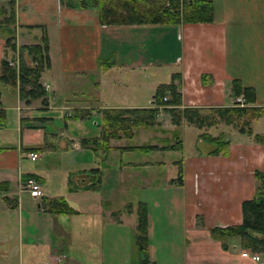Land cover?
<instances>
[{"label": "crops", "instance_id": "obj_1", "mask_svg": "<svg viewBox=\"0 0 264 264\" xmlns=\"http://www.w3.org/2000/svg\"><path fill=\"white\" fill-rule=\"evenodd\" d=\"M211 1L212 22L102 25L96 9L79 7L76 0H0L4 9L14 2L17 47L16 52L9 49L7 35L0 34V64L7 49L9 57L14 56L10 59L13 66L30 64L22 48L38 43L44 33L50 57L41 78L46 104L42 98L27 103L19 86L0 80V110L6 113L0 122V185H4L0 236L10 230L9 217L16 212L20 226L29 227L28 240L19 229L15 264H264L263 254L243 249L239 238L225 241L226 248L212 234L214 228L242 224L243 203L259 193L264 142L255 135L264 136V117L253 122L252 135L232 126L220 128V123L202 130L183 122L180 132L196 130L198 150L170 163L183 166L180 184L172 183L176 177L154 179L168 165L164 160L125 157L138 151L129 146L146 144L134 143L143 127L135 129L133 138H111L112 149L107 153L88 142L102 137V110L153 105L154 93L141 101L134 99L132 72L161 63L158 58H166L169 50L172 63L180 67L176 72L180 73L182 110L234 105L237 98L245 97L232 96L234 80L253 88L252 106L264 108V0ZM157 43H168L169 50L165 46L159 52ZM151 49L157 51L153 57ZM101 60L110 66H103ZM111 66L115 75L110 77ZM204 74L211 83H203ZM251 104L246 101L241 106ZM91 115L98 120L93 121ZM159 121L161 126L145 129H178L164 117ZM93 126L101 130H92ZM202 133L225 134L230 141L228 153L211 154L215 145ZM153 136L158 140L153 144L167 140ZM30 152L38 158L31 159ZM115 155L120 161L114 162ZM28 178L41 183V198L20 191V180ZM136 186L141 198L127 203L125 195ZM58 197L74 212L52 213L48 202ZM140 203L148 208L146 259L135 241ZM74 219L78 227H66Z\"/></svg>", "mask_w": 264, "mask_h": 264}, {"label": "trees", "instance_id": "obj_2", "mask_svg": "<svg viewBox=\"0 0 264 264\" xmlns=\"http://www.w3.org/2000/svg\"><path fill=\"white\" fill-rule=\"evenodd\" d=\"M79 7H92L97 10L102 25H143V24H179V23H200L212 22L214 20V7L211 0H192L182 4L180 0H76ZM16 11L14 2L10 7L4 9L0 6V34L5 33L7 47L14 52L16 47ZM31 58V63H20L19 67L11 64L14 56L9 57L8 49L6 56L0 64V80L13 86H19L20 96L27 103L42 98L46 104L47 90L43 85L42 73L50 64L49 43L47 33H44L41 40L30 46L22 48ZM103 66H110L109 62L101 60ZM208 74L203 75V83L209 84ZM180 73L175 72L169 83L160 84L155 92L153 105L142 108H115L104 109L103 113V134L100 138L91 141L96 150L101 149L105 153L112 148L109 145L111 138H121L122 135L129 138L134 137V129L143 127L150 128L160 125V116L167 113L177 128L186 120L188 124H195L199 129L209 128L219 123L228 126H236L240 132L253 134L252 124L255 120L264 117V108L252 106L255 102V90L244 86L241 81L234 80L232 85V96L246 97L247 106L231 105L224 107L181 109L182 93L179 83ZM210 81V82H209ZM163 111V112H162ZM213 113V114H212ZM218 117L214 120L213 116ZM6 113L0 110V122L3 121ZM180 129L172 130L174 139L165 140L164 144H141L129 146V149L150 153L156 150H181L183 142L180 137ZM202 137L209 139L215 148L211 154H226L230 145L229 139L221 133L212 136L209 133H202ZM255 139L264 142V136L256 134ZM261 183L257 197L243 203L244 221L240 225L226 228H214L212 234L215 238L225 241L230 238H239V244L243 249H250L253 253L264 255V173H259ZM172 183L183 182V166L179 163V171ZM4 185H0V190ZM52 213H72L74 210L63 197L54 198L49 201ZM148 208L144 203L139 204L138 228L135 241L145 259L148 253Z\"/></svg>", "mask_w": 264, "mask_h": 264}, {"label": "rangeland", "instance_id": "obj_3", "mask_svg": "<svg viewBox=\"0 0 264 264\" xmlns=\"http://www.w3.org/2000/svg\"><path fill=\"white\" fill-rule=\"evenodd\" d=\"M167 35H169L168 37H170V39L173 38L172 35L171 36H170V34H167ZM151 43L152 42H150V44ZM174 43H175L176 46H178V44L180 45V41H178V40L177 41L174 40ZM156 45L161 49L159 52L163 51L164 47L166 46V45H164L162 43H157ZM150 46H149V48H150ZM167 46H168V43H167ZM167 46H166V49L169 50L167 48ZM154 47L155 46H151V48H154ZM159 48H157V50ZM150 54L153 57L154 55L157 54V51L156 50L153 51L151 49L150 50ZM171 54H173V51L169 50L167 55H166V58L165 57L164 58H158V59H160L161 63L152 64V65L146 67V69H147L146 71H143V68H140V67L135 68L136 71L132 72L134 80L131 83V87L134 88L133 89L134 90V94H135L134 99H138V101H141V100H143V97L147 96L148 94L149 95L153 94V93L155 94V92H156L155 88L158 85H160L161 83H169L171 81L170 79L172 78V73L178 71V69L180 68L179 66H175L172 63ZM152 59H154L153 61H157L156 58H152ZM124 70L125 71L126 70H130V68H124ZM102 73H105V72L102 71ZM148 74L150 75V77L146 78V75H148ZM107 75L110 76V77L115 75L114 66H111L109 68V73H107ZM124 76H126V75H124ZM107 87H109V85ZM245 101H246V98H245ZM234 105H236V102L234 103ZM165 114L166 113L161 114L162 116H160V118L164 117L167 122H168V120L171 121L170 115L166 116ZM217 117H218L217 115L216 116L214 115L213 118H211V119L215 120ZM91 118H92L93 121L98 120L97 118H94L92 115H91ZM170 121H169V125L171 124ZM101 122H102V120L100 119V123ZM183 122H184V124H186V120H184ZM92 124L94 125L93 122H92ZM164 124H165V122H164ZM161 125L162 124H160L158 126H161ZM182 125H180L179 127H181ZM191 125L196 126L195 124H191ZM219 126H220V128L222 127L224 129L227 128V127H231V126L225 125L224 123H220ZM236 126L240 127V125H236ZM236 126H232V127L236 128ZM204 128L205 127H203L202 130ZM232 129L233 128H229L227 130L230 131ZM92 130L100 131L101 128L96 129L93 126ZM186 130H187L186 133H185L184 130L181 132V133L184 132L183 137H181V139H183V150L182 149L181 150H172L169 153L168 152H158V153H152L151 152V154H149V155H142V154H140L141 152L135 151V152H133V155H126L125 157L126 158L140 159V160H142V159L164 160V161L168 162V165L165 168H160L159 169V172H160L159 175L158 174L154 175V179L160 181V180H162V175H164L166 177V179H169V178H172V177L173 178L177 177L179 168L176 167V166H171L170 163L174 162L177 159L182 160L183 156L191 155L196 150H198V148L196 147V138H195L196 130H191V129H188V128ZM136 132L137 131L134 129V137L136 135ZM139 132L140 133L138 135V139L134 143H137V142L142 143L144 141H146L144 143H151V144L157 143L158 142L157 138L155 136H153V135H157V134L159 136L166 137L167 140L168 139H170V140L174 139L173 135H172V131L165 130V129L163 130V132H162V130H158V131H153L152 132V131H149L148 129L143 128V129H140ZM151 138H153V139H151ZM163 143L161 142V144H163ZM129 154H132V153H129ZM120 159L121 158L119 156H117V155H115V157L113 158L114 162L120 161ZM156 170L158 171V169H156ZM140 171H144V169L143 170L140 169ZM141 196H142V192H141V189L138 186H136L133 190H130V193L128 192L125 195L126 199L128 200L127 203L138 202V200L141 198ZM119 207L121 208V206H119ZM18 219H19L18 213L17 212L13 213L12 216L9 217L10 224L8 225V228H10V230L7 231L6 233L1 232L2 236H0V264H15L18 261V258H19L18 241H19V237H20L19 236V234H20V230L19 229H21V231H24L25 240H28L29 227H28L27 224H25V226H20V222H19ZM78 223H79V221L74 219V220L71 221V223H68V225H66V227L67 226L68 227L71 226L72 228L76 229L78 227ZM7 235H10L11 239H9L7 237ZM5 237H6V239H9V240H5L3 242V239H5ZM25 243H27V242H25ZM8 244L11 247H9ZM9 249H10V251H9ZM8 251H9V253H8ZM6 253H8V254L6 256V259L4 260L3 256Z\"/></svg>", "mask_w": 264, "mask_h": 264}, {"label": "built area", "instance_id": "obj_4", "mask_svg": "<svg viewBox=\"0 0 264 264\" xmlns=\"http://www.w3.org/2000/svg\"><path fill=\"white\" fill-rule=\"evenodd\" d=\"M188 1H192V0H180L182 4H185ZM245 102L246 101L244 97H239L236 100V105H239V106L245 105ZM28 155L33 160H36L38 158V154L36 152H30ZM19 189L21 192L27 191L35 199L41 198L44 194L41 183L35 178H28L25 180L24 179L20 180ZM254 257L256 259H260L258 255H255Z\"/></svg>", "mask_w": 264, "mask_h": 264}]
</instances>
